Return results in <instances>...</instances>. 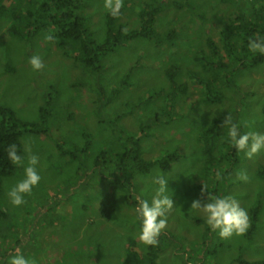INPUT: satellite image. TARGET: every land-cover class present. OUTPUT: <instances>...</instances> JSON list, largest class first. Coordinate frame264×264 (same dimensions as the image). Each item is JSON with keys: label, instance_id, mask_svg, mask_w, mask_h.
I'll use <instances>...</instances> for the list:
<instances>
[{"label": "rangeland", "instance_id": "obj_1", "mask_svg": "<svg viewBox=\"0 0 264 264\" xmlns=\"http://www.w3.org/2000/svg\"><path fill=\"white\" fill-rule=\"evenodd\" d=\"M192 1L166 0L168 4L163 2L161 6L158 0H151L152 6L159 5L162 9L172 5L179 19L156 22L161 35L157 33L150 41L142 36H132L126 47L101 59L103 73H112L115 80H119L135 66L131 78L132 87L100 111L106 120L112 119L113 112H127L124 120L113 125V129L120 135L121 145H130L131 138H141L146 157H156L161 161L176 152L181 158L172 162L173 168L168 171L163 170L159 163L146 175L117 172L119 157L113 159L115 162L96 167V155L106 147L112 152L108 146L116 139V134L112 127L99 125L95 112L98 102L96 89L99 85L92 83L93 86L84 95L85 118L74 121L75 146L79 149L76 155L79 157L70 162L72 167L65 168V181L58 172L44 168L49 161L66 167V160L72 158L62 153H69V146L60 144L51 135L58 126L65 131L64 107L47 124L38 116L46 133L30 138L33 141V154L39 158L36 168L41 181L30 194L25 195V203L21 206H13L7 192L23 179V167H19L16 175L5 178L1 199L9 218L0 222V264H5L17 249L26 254L31 251L30 258H35L39 264H122L132 239L136 240L139 249L147 251L148 246L139 240L142 220L135 212L138 204L136 197L141 196L150 202L158 187L153 180L160 175L167 180V194L172 197L174 207L168 213L167 227L158 238L163 250L159 264H240L243 259L264 258V210L259 212L253 239L248 238L247 232L243 236L221 238L219 230H211L202 212L191 210L193 200L206 202L208 195H230L247 211L251 226L254 218L250 208L257 203L261 208L264 204V174H259V170L264 169V149L249 159L244 152L233 147L227 134L219 138H200L215 118L228 113L232 115L233 122L239 125L241 133H264V62L259 67L247 68L242 67L235 58L228 68L236 71L234 83H225L226 73L219 75L214 90L224 95L216 103L205 100L210 75L197 77L190 73H179L174 80L178 85L187 84L186 93H179L175 99H170L167 92L165 94L161 91L150 99L151 92L157 89L158 83L163 82L168 69L184 65L188 49L200 43L208 44V38L212 35L219 37L217 30L211 32L210 20L199 15L207 9V5L197 10L194 6L188 8L184 3ZM207 2L209 5V0ZM228 8L229 11H236L235 4H230ZM127 9L134 11L133 7ZM193 13H196L195 18L192 23H188L181 37L182 43L178 37L171 38V28H179V20ZM2 33L5 35L6 31ZM97 38L102 40L104 35ZM15 41L20 53L28 58L36 52L42 54L43 45L40 40L35 43H27L28 38ZM177 48L180 53L187 49L185 55L181 54L183 59L176 57ZM71 49L76 51L77 48L73 46ZM238 55L253 63L262 54L242 50ZM191 61V67L195 69L197 64L194 63V57H191ZM199 64L203 68V64ZM208 72L214 76L211 69L208 68ZM28 77L32 79L31 75ZM166 78L171 83L172 78ZM12 87L3 84L0 100L16 108L25 121L34 120L36 117L32 114H38L36 102L22 91L14 92L15 87ZM126 102H130V105L127 106ZM143 125L148 126L150 137L142 132ZM86 134H90L89 138L94 141L89 154L82 150L88 139ZM171 160L168 158V161ZM219 169H222V181L216 179ZM241 173L247 174V181L239 178ZM203 184L207 185L208 195H201ZM112 186H115L119 202L117 211L111 219H107L101 215L100 205ZM128 198H132L136 204H130ZM53 213H57V218L56 223L51 225L48 219Z\"/></svg>", "mask_w": 264, "mask_h": 264}, {"label": "trees", "instance_id": "obj_2", "mask_svg": "<svg viewBox=\"0 0 264 264\" xmlns=\"http://www.w3.org/2000/svg\"><path fill=\"white\" fill-rule=\"evenodd\" d=\"M158 1L161 6L163 2L168 4L166 0ZM199 2L200 5L198 0L184 3L188 8L192 9L194 6L197 10L203 8V5H207V9L202 10L199 15L210 20L211 32L214 33L217 30L219 37L212 35L208 38V44L200 43L188 49V55L183 60L184 65L168 69L166 77L172 78L171 83L165 77L162 83H158L157 89L151 92L150 99L161 91L165 94L167 92L170 99H175L179 93H186L188 91L187 84L178 85L176 82L174 83V80L179 73L184 75L190 73L191 76L197 77L210 75L206 84L208 93L205 100L208 103H216L221 101L224 95V93L218 94L214 90L219 75L223 72L226 73L225 83L228 85L234 83L233 78L236 71H230L228 68L230 64L234 63L235 58L240 61L242 67L247 68L259 67V64L264 62V54L253 63L239 58L238 55L242 50H249L247 47L249 38L264 36V0H209V5L207 0H199ZM134 3L136 5H131ZM230 4H235L234 10L236 11H231V9L229 11ZM240 4H242L241 7H239ZM127 7H133L134 11H129ZM169 9L170 11L167 13ZM195 15L196 13H193L188 15L189 17H182L179 20V28H171L173 31L171 38L178 37L182 43L185 29L188 27V23L193 22ZM162 19L170 22L179 19V15L172 5L162 9L159 5L152 6L151 0H124L121 15L118 18H113L106 9H103V0H0V95L3 84L14 86L15 88L12 87L14 92L22 91L24 95L36 102L35 109L38 108V114L37 112L32 114L36 118L25 121L16 108H11L6 102L0 100V222L9 218L8 211L1 199L5 178L16 175L19 169V166L12 164L8 158L9 145L15 143L18 146L19 154L25 156L26 163L27 156L23 152L22 141L33 135L40 136L44 132L46 133L45 127L38 121V116L47 124L57 115V111L64 107L66 109L65 131L58 126L57 130L54 129L51 132V135L60 144L69 146V153L65 154L64 151L62 153L72 158L66 160V167H60L53 161H49L44 167L47 171L58 172L57 174L64 177V182L65 168L72 167L70 162L72 163L75 157H79L76 155L78 148L75 146L74 140V121L85 118L84 95L85 91L93 86L92 83L99 85L96 89L98 102L95 110L99 118V125L106 124L107 128L112 127L113 129V125L124 120L127 115L126 111H116L111 113V120H106L100 111L121 97L125 90L132 87L131 78L135 66L122 75L119 80H115L112 73H103L102 57L126 47L132 36H142L150 41L156 37L157 33L161 35L155 23L161 22ZM123 29H127V32L125 33ZM3 31H6L5 35L2 33ZM50 31L55 36V42H47L44 39ZM102 34L104 38L98 39L97 36ZM24 38L29 39L27 43L36 40L42 42V54L39 55L36 52L34 55L42 58L45 65L43 70L34 71L29 63L30 58L20 53L15 39H18L19 42ZM73 46L77 48L76 51L71 49ZM186 50L185 48V52L180 53L177 48L176 57L183 59L181 54L185 55ZM191 57H194V63L197 64L195 69L191 67V64L193 65ZM199 63L203 64V68ZM208 68L214 72L213 77L212 73L209 74ZM29 75L32 76V79L28 77ZM126 105L129 106L130 102H126ZM227 115L215 118L212 125L201 133L200 138L203 140L226 135L227 128L224 129L222 121ZM147 128L148 126L143 125L141 130L150 137L151 134L147 132ZM114 132L116 139L109 140L111 142L108 146L112 152L107 147L101 149L95 157L96 167L115 162L113 159L119 157L117 172L121 174L122 171L125 174L138 172L146 175L150 174L159 163L163 170L168 171L173 168L172 162L181 158L176 152L170 153L161 161L156 157L148 158L143 149V139L131 138L130 145H121L120 135L117 134L116 129H113ZM86 135H88V139L82 150L89 154L94 146V141L89 138L90 134ZM168 158L173 160L168 161ZM221 170L219 169V171ZM259 174L263 175L264 169H260ZM111 188V191L103 197L100 205V213L107 219H111L117 211L119 202L115 186ZM128 202L136 204L132 198H128ZM262 210H264V204L261 208L258 203L250 208V214L254 221L252 220V224L248 228V238L253 239L259 212ZM56 218L57 213H53L49 216L48 222L54 225ZM197 220L202 222L200 218ZM42 236L44 237V234ZM146 249L148 250L139 249L136 240L132 239L122 264H159L163 251L162 245L158 243V245L148 246ZM30 253L31 251L23 254L30 258ZM8 261L5 264H8ZM240 264H264V258L243 259L240 260Z\"/></svg>", "mask_w": 264, "mask_h": 264}, {"label": "clouds", "instance_id": "obj_3", "mask_svg": "<svg viewBox=\"0 0 264 264\" xmlns=\"http://www.w3.org/2000/svg\"><path fill=\"white\" fill-rule=\"evenodd\" d=\"M104 8L113 17L118 18L123 8V0H104ZM126 33L127 29H123ZM47 42H55V36L50 31L45 35ZM247 47L253 54H264V36H255L249 38ZM34 71H41L45 67L42 58L33 55L29 60ZM222 125L227 128V136L231 144L237 151L244 152L251 159L264 149V133L246 132L241 133L239 125L233 122L232 115L228 113L222 121ZM23 152L27 156L19 154L18 146L13 143L7 149L8 158L12 164L23 167L24 177L19 180L7 192L10 203L19 207L25 203V195L30 194L35 186L41 180L36 165L39 163L37 155L33 154V141L30 137L24 138L22 141ZM240 179L247 181L246 173L240 174ZM216 179L222 181L223 174L221 171L216 172ZM153 183L158 185L155 195L151 201L137 196L138 202L135 212L142 220L139 240L146 246H156L159 243V236L167 227L168 213L174 207L172 197L167 194V180L163 175L154 178ZM207 193V185L203 184L201 195ZM208 195V193H207ZM191 210L202 212L206 217V222L212 231L219 230L221 238L227 239L235 236H243L246 234L250 223L247 211L240 206L239 202L232 196H211L208 195L207 201L202 202L201 199L193 200ZM8 264H38L35 258L26 257L20 249L9 258Z\"/></svg>", "mask_w": 264, "mask_h": 264}, {"label": "bare ground", "instance_id": "obj_4", "mask_svg": "<svg viewBox=\"0 0 264 264\" xmlns=\"http://www.w3.org/2000/svg\"><path fill=\"white\" fill-rule=\"evenodd\" d=\"M170 11V9L169 10H167V13Z\"/></svg>", "mask_w": 264, "mask_h": 264}]
</instances>
